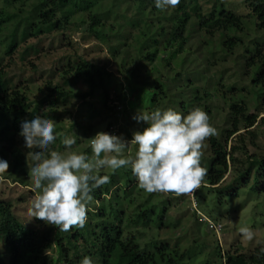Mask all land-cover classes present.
<instances>
[{"label":"trees","instance_id":"obj_1","mask_svg":"<svg viewBox=\"0 0 264 264\" xmlns=\"http://www.w3.org/2000/svg\"><path fill=\"white\" fill-rule=\"evenodd\" d=\"M242 1L248 11L246 15L238 14L235 8L227 9L222 0H180L176 8L164 11L156 9L154 0H0V47L3 48L0 55V155L8 153L12 159L11 174L20 172L14 176L24 183L20 179L27 172L23 155L39 151L25 147L19 135L22 121H30L37 115L53 119L57 139L49 147L65 151L60 133L67 136L74 133L78 138L73 146H79L90 138L97 121L112 110L111 95L114 94L115 101L122 106L135 102L130 109L133 111L139 106L135 95L144 88L155 90L148 99L149 113L157 108L165 110V104L186 114L199 107L208 114L213 126V112L227 110L218 135L205 141L208 149L201 161L206 163L208 171L200 189L222 196L225 186L221 184L229 171L234 181L242 179L244 184L253 171L257 179H263L264 156H250L243 163L236 153L244 148L238 145L227 150L228 140L233 135L253 127L259 115L264 114V0ZM249 17H253L251 26L256 37L247 42L243 34L244 18ZM191 20L194 25L186 35ZM199 33L207 39L217 37L223 54L235 49L246 55L245 74L254 69L246 90L239 91L234 87L238 84L234 83L227 91L223 86L210 84L201 91L183 71L176 72L175 76L167 71L166 76L161 74L164 68L171 67V58L165 57L168 52L177 56L186 51L188 45L191 51L201 50L203 42L197 45L196 36L190 35ZM74 34H79V43L71 40ZM54 50H63V53L53 60L54 66L43 70L41 63ZM105 50L111 57L105 55ZM3 59H6L5 64ZM207 62L209 73V67L217 64ZM26 66L30 67L29 72ZM13 69L20 76L17 83L9 81L8 70ZM183 76L186 82L178 85V78L182 81ZM33 81L42 84L31 86ZM174 83L178 86H173ZM122 86H126L125 90ZM170 91L176 96L171 97ZM249 91L252 97L248 96ZM127 96L133 99L126 102ZM260 122L264 125V117ZM110 129H113L111 123L106 131ZM122 131L119 127L115 135L126 141L132 139L133 131L124 135ZM246 132L251 143L256 134L251 130ZM237 136L240 137L238 143L243 145L245 140L241 134ZM20 145H24L23 151L18 148ZM82 152L91 155L89 142ZM120 169L114 174L99 172V175H109L110 182L91 192L93 200L87 206L85 227H73L68 232L36 218L34 225H24L15 216L12 201L0 199V243L7 255L4 263L0 254V264H80L85 256H89L93 264H182L184 258L176 243L171 247L167 242H159L153 249L142 246L145 231L151 229L156 215L158 204H152V200L163 193L144 195L129 211L128 205L133 201H125L122 195L130 191L131 169L122 171L127 176L124 183ZM228 195L236 197L237 190ZM167 212L165 209L160 213L161 220H165ZM262 248L264 246L256 247L244 254L238 242L224 253L220 249L214 255L217 261L221 259L220 264H264Z\"/></svg>","mask_w":264,"mask_h":264},{"label":"rangeland","instance_id":"obj_2","mask_svg":"<svg viewBox=\"0 0 264 264\" xmlns=\"http://www.w3.org/2000/svg\"><path fill=\"white\" fill-rule=\"evenodd\" d=\"M222 1L225 3L227 9L235 8L233 10H235L240 15L248 14V11L243 6L242 0ZM252 18L253 17L244 18L246 22L244 21L245 25L243 34L247 42L252 41L256 37L255 29L251 26V24L253 25ZM193 25L194 22L191 20L189 22L188 28H186V35L190 33V29ZM190 35L196 36L194 39L197 41V45L200 41H202L204 46L200 47L201 50H198L199 52H195L194 50L191 51L190 46L188 45L186 51H183L177 56H174L173 53L168 52L165 57L171 58V67L168 66L167 68H164V70L161 71V74L164 75V73L167 71L170 75L175 76L176 72L182 73L181 71H183V75L190 79L192 85L200 88L201 91L205 89V85L207 84L223 86L224 90L227 91L233 87L231 85L234 83L238 84V86L234 87L239 91H242L243 89L246 90V86H249V83L253 78L254 69H250L249 73H247V75L245 74L244 62L246 55L243 52L233 49L231 52H226L223 54L221 49H219L217 37H213L214 39H207L200 33L197 35ZM214 36H216V34ZM241 37L243 38V36ZM70 38L73 42H80L79 34H74ZM240 49L243 51L244 47H241ZM66 50H64V52ZM2 51L3 48L0 47V55L2 54ZM62 53L63 50H58L57 52L54 50L50 57H45L44 61L41 63V68L48 71L52 67V64L53 66L55 64L52 63L53 60ZM104 53L107 55L106 50ZM103 55L104 54H102L101 57ZM107 56L111 57V54L108 53ZM204 60H206V62ZM34 61H36V58H34ZM207 61L217 64L209 67V73L206 71L208 65ZM3 63H6V59H3ZM25 69L28 72L30 71L29 66H26ZM185 76L182 77V81H180V78H178V85H182L186 82L184 81ZM8 77H11L9 80L11 83L16 81L18 82L20 79V76L15 72V69L8 70ZM33 82L34 83H31V86L37 87L42 84L40 81ZM174 85L176 84L174 83L173 86ZM126 86H122L123 90H125ZM153 90L147 91L144 88H140L138 90V93L135 95V97L136 100H138L136 104L139 106L134 108L133 111L130 109L133 107L135 102L128 103L126 106H122L119 102L115 101L116 97L114 94L111 95L112 100L110 101L109 105L111 106L112 110L108 111L103 119L97 121L95 130L91 134L90 138L99 131L110 133V130L106 131L107 125L109 123L112 124L113 130L116 133L118 128L122 127V130H124L122 131V135L127 133V131L128 133H132V131L134 132L142 130L146 125L144 123L140 124L134 120L133 117L139 112H147V108L150 107L148 99L150 98L151 94L154 93L155 90ZM170 93L171 97L176 96V93L172 91H170ZM170 93L168 94L169 97ZM250 93L252 92L249 91L248 96L252 97L253 94ZM132 99L133 96H127L126 102L129 100L131 101ZM213 106L215 107L214 103ZM173 107L174 106H171V104H165V110L169 108L172 109ZM223 110L219 109V113H216L215 111V113L213 112V114H215L213 119V127L217 129V132H219L220 128L223 127V118L227 112L226 109ZM220 112L222 114H220ZM181 114L186 115V113ZM262 117H264V114L259 115L253 127L242 129L228 140V151L232 146H237L238 148L239 145L241 146V149L244 148L243 151H237L236 153L238 159L243 163H246L248 161V157L250 156H264V125H262V122H260ZM246 130H251L256 134V138L252 140L251 143L248 141ZM238 134H241V137L243 140H245L243 145L238 143L240 138H238ZM88 142V139H86L85 142H82L79 146H73L71 150L82 152L88 148ZM23 146L20 145L18 148H23L21 149L23 151L25 149ZM206 149H208L207 145L203 150L204 154ZM54 150L60 151L57 148ZM135 150L136 147L130 144L125 155H134ZM23 159L24 166H26L24 169H26L27 172L20 176V179L24 181V183H21L20 180L14 176H18L20 172L15 171L14 174H11L12 159L10 158L9 154L2 153L0 155V160L6 161L9 165L7 172L3 175H0V199L11 200L12 204L14 205L13 210L17 219L20 220L24 225L32 226L34 225L35 218H31L29 215V208L31 205V200L36 195V193L32 191L33 184L30 175V167L32 162L29 158H27V154L23 155ZM201 166L206 167V163L201 161ZM129 169L130 168L120 169L119 173L120 175H123L121 178L122 183L127 180V176L125 173L123 174L122 171ZM100 171L104 173L109 172V174H112L109 169H101ZM130 174H132V172H130ZM232 176L233 175L231 171L225 175L224 181L221 184V186H225L223 188L224 194L222 196L218 195L216 192H208V189L205 188H199L196 190L195 198H193L191 195L176 196L168 195L166 193L156 196L155 199L152 200V204H158L156 208V215L153 217L154 220L151 224V229H147L145 231L142 246H147L148 249H153L155 244L157 245L159 242H167L171 247H173L176 243L179 246L180 255L184 258L182 264H220L221 259L217 261L214 254L219 253L220 249L221 252L224 253L225 250L229 249L232 245L238 242L241 243L242 252L244 254H248L249 251L256 247L264 246V178L260 180L257 179L256 172L253 171L250 174L249 180L244 184L242 179H236L234 181ZM130 178L132 180V183L129 185L130 191L122 195V198L125 201H133L128 205L129 211L134 209V205L138 203L137 200L139 198L144 197V195L147 196L148 194V192L139 187L137 180L135 182L136 184L134 183L133 175H131ZM235 190H237L236 197H231L228 195V193H231ZM197 192L198 196H196ZM20 198L25 199L23 201ZM165 209H168V212L166 214L165 220L163 221L161 220L163 215L161 216L160 213L164 212ZM205 219H209L214 223H218L222 227L220 232L217 234L213 230H209ZM161 225L165 226L161 227ZM241 227H249L254 231L255 235L251 241L246 240L240 233L239 229ZM5 253L6 252L3 248V245L0 243V254L3 256L2 261L4 263L7 262V255ZM164 263L168 264L166 262Z\"/></svg>","mask_w":264,"mask_h":264},{"label":"clouds","instance_id":"obj_3","mask_svg":"<svg viewBox=\"0 0 264 264\" xmlns=\"http://www.w3.org/2000/svg\"><path fill=\"white\" fill-rule=\"evenodd\" d=\"M179 4L180 0H154L156 9L161 11ZM133 119L143 121L146 126L134 131L130 141L97 132L88 139L90 156L71 150L78 138L74 133L71 136L60 133L66 151L50 149L57 139L53 119L37 115L30 121H22L19 135L25 147L39 149L27 153L32 162V191L36 193L29 208L31 218L62 232L85 227L87 206L93 200L91 192L110 182L109 175H99L101 169H109L114 174L120 168H130L139 187L148 193L195 198L208 171L201 166L205 141L218 135L208 114L199 107L186 115L171 108H157L150 113L139 112ZM130 144L135 145V153L125 155ZM8 167L6 161L0 160V175ZM239 231L249 241L255 235L249 227H241ZM80 264H93V261L85 256Z\"/></svg>","mask_w":264,"mask_h":264},{"label":"built area","instance_id":"obj_4","mask_svg":"<svg viewBox=\"0 0 264 264\" xmlns=\"http://www.w3.org/2000/svg\"><path fill=\"white\" fill-rule=\"evenodd\" d=\"M109 132V134L115 135V131L113 129H110ZM205 222L207 223L209 230H213L217 234L220 232L222 227L218 223H214L209 219H205Z\"/></svg>","mask_w":264,"mask_h":264}]
</instances>
